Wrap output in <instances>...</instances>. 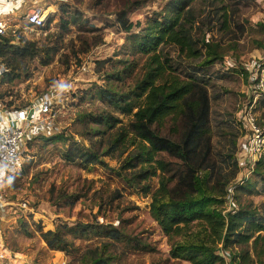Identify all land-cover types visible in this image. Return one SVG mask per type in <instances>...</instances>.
Instances as JSON below:
<instances>
[{
	"label": "rangeland",
	"instance_id": "374dc122",
	"mask_svg": "<svg viewBox=\"0 0 264 264\" xmlns=\"http://www.w3.org/2000/svg\"><path fill=\"white\" fill-rule=\"evenodd\" d=\"M126 1L20 0L18 14L10 20L12 29L8 35L15 30V44L27 40L46 50L58 47V52H50L47 57L43 51L26 61L27 70L12 82L4 79L7 70L0 63L3 67L0 102L10 107H24L36 96L53 92L58 114L56 119L39 124L37 136L24 147L18 171L0 181L4 203L0 205V253L5 256L0 264H82L83 256L90 257L89 250L97 248L112 256L108 264H191L172 258L171 244L151 216L152 193L158 188V178L149 181L151 191L145 194L140 191L143 185L133 188L119 175L123 158L117 155L105 158L106 167H82L65 159L75 145L88 147L90 138L99 133L94 132L97 127L90 116L110 112L124 126L131 122L130 115L118 111L117 106L105 99V91L110 89L120 95L133 92L148 59L132 52L131 36L141 28L127 34L117 22V13L124 9ZM167 1L149 0L132 8L128 18L134 24L144 25L159 14ZM31 8L44 11V28L29 29L25 25L23 16ZM196 8L201 5L197 4ZM242 12L241 19L248 20L249 29L239 50L208 72L211 74L208 90L212 99L213 142L221 161L227 153L232 154L236 141L234 156L239 168L231 185V196L236 194L238 202L252 204L263 212L264 168L259 173L255 171L264 157V144L260 150L249 151L251 126L242 111L252 106L257 124L259 121L263 126L264 94L253 89L245 72L254 73L255 64L264 59V50L257 44L264 45V0L250 3ZM211 36L218 38V33ZM98 41L103 43L95 46ZM165 53L175 68L185 70L186 64L176 59L174 48H166ZM48 59L52 61L46 65ZM109 74L117 77L111 86L107 80ZM227 120H233V129L224 126ZM170 127L171 124L164 132L169 133ZM222 132L228 133V139ZM60 136L58 141L49 142L50 138ZM242 185L247 190L254 187L250 193L244 189L238 191ZM233 202H228L227 211H232ZM96 222L125 230L131 242L110 241L93 230L85 237H77L66 229L76 230L78 224L92 226ZM56 230L66 235L75 250L61 252L47 246L42 232Z\"/></svg>",
	"mask_w": 264,
	"mask_h": 264
},
{
	"label": "trees",
	"instance_id": "16d2710c",
	"mask_svg": "<svg viewBox=\"0 0 264 264\" xmlns=\"http://www.w3.org/2000/svg\"><path fill=\"white\" fill-rule=\"evenodd\" d=\"M148 1L127 0L117 13L123 32L132 34L135 28H141L131 37L132 52L148 56L144 74L130 94L105 91L109 104L131 116L130 124L122 125L110 112L90 116L97 127L94 132L99 133L90 138V146L75 145L65 159L82 167H106L105 158L117 155L123 158L119 175L133 188L143 185L140 191L145 194L151 191L149 181L158 178L150 213L168 238L173 259L191 264H264V208L262 212L252 204L238 202V195L231 196L239 168L234 156L236 141L232 154L227 153L219 161L208 90L209 69L239 50L249 29L248 20L241 19L242 10L257 0H168L156 17L144 25L134 24L128 18L129 11ZM197 4L201 8H196ZM214 33L218 38L211 36ZM102 43L98 41L95 46ZM257 44L264 50L261 42ZM166 48H174L176 59L186 64L185 70L174 67ZM49 49L27 40L15 44L13 34L0 37V63L9 71L4 79L12 82L20 78L27 70L25 62L41 52L46 51L47 57L50 52H58V47ZM245 73L251 83L253 72ZM107 80L111 86L117 77L109 74ZM225 125L232 128L233 120L224 121ZM258 126H262L259 121ZM222 133L228 139V133ZM59 139L61 136L49 142ZM262 168L264 157L255 172ZM253 187L247 190L242 185L237 189L250 193ZM230 200L236 203H232V211H227ZM66 229L77 237L93 230L110 241L132 240L125 230L99 222ZM41 237L51 250H75L60 230L42 232ZM88 254L90 257L84 255L82 264H108L112 257L99 248Z\"/></svg>",
	"mask_w": 264,
	"mask_h": 264
},
{
	"label": "built area",
	"instance_id": "2783aa9c",
	"mask_svg": "<svg viewBox=\"0 0 264 264\" xmlns=\"http://www.w3.org/2000/svg\"><path fill=\"white\" fill-rule=\"evenodd\" d=\"M12 17H0V37L8 36L9 29H12L9 24ZM23 21L29 29L40 30L45 27L46 17L41 8H31L23 16ZM12 33L15 34V30ZM2 69L0 65V73ZM254 69L251 84L259 94H264V59L257 62ZM55 96L53 92L36 96L28 106L24 107H10L0 102V181L18 171L24 147L28 141L37 136L40 130L39 124L44 120L56 119L58 111ZM242 112V116L247 118L248 125L251 126L249 151L260 150L264 144V134L257 124L256 114L252 106L246 107ZM0 205H4L1 195ZM3 257L4 254L0 253V259Z\"/></svg>",
	"mask_w": 264,
	"mask_h": 264
},
{
	"label": "crops",
	"instance_id": "0c3cea01",
	"mask_svg": "<svg viewBox=\"0 0 264 264\" xmlns=\"http://www.w3.org/2000/svg\"><path fill=\"white\" fill-rule=\"evenodd\" d=\"M20 0H0V17L17 16Z\"/></svg>",
	"mask_w": 264,
	"mask_h": 264
}]
</instances>
